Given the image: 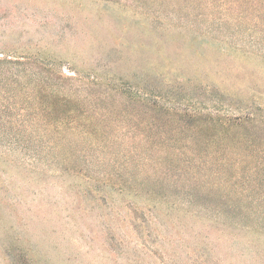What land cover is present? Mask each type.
Listing matches in <instances>:
<instances>
[{
  "label": "rangeland",
  "instance_id": "rangeland-1",
  "mask_svg": "<svg viewBox=\"0 0 264 264\" xmlns=\"http://www.w3.org/2000/svg\"><path fill=\"white\" fill-rule=\"evenodd\" d=\"M148 1L0 0V57L19 49L29 67L61 77L65 87H50L81 100L94 127L103 118L123 124L140 111L128 105L131 86L145 78L165 90L147 72L156 56L143 47L153 43L140 18L163 0ZM165 2L166 22L189 26L173 16L183 8L224 42L216 50L199 41L206 59L189 55L184 64L212 70L222 93L240 88L245 102L264 107V16L243 17L241 0ZM168 48L181 65L184 45ZM203 88L185 90L203 98ZM228 104L236 116L237 101ZM106 133L104 148L80 140L82 132L57 146L47 136L39 140L50 145L0 139V264H264V186L254 164L227 162L243 154L233 144L240 135L204 136L201 145L185 137L160 150L124 125Z\"/></svg>",
  "mask_w": 264,
  "mask_h": 264
},
{
  "label": "trees",
  "instance_id": "trees-1",
  "mask_svg": "<svg viewBox=\"0 0 264 264\" xmlns=\"http://www.w3.org/2000/svg\"><path fill=\"white\" fill-rule=\"evenodd\" d=\"M165 1L167 0L158 4V8L152 15L143 12L140 17L141 24L149 32L153 43L152 45L143 44V47L149 52L154 51L156 56L154 60L148 62L147 72L150 70L154 72L159 84L165 85V90H160L157 85L145 78L142 83L131 86L126 95L128 105L138 104L140 109L138 113L134 112L130 115L128 113L130 119L123 124L118 120L111 123L110 118H103L104 125L96 124L94 127L87 108L81 100L56 92L50 87L57 84L62 86V78L53 73L46 74L41 68L29 67L26 58L19 56V49H17L15 54L14 52L12 55L2 54L0 57V139H9L20 147L23 146V139L33 142L35 141L33 137H36V140L42 137L43 140V137L47 136L50 141L54 138L51 142L53 146H57L67 139V136L82 132L83 135L79 136L80 140L92 144L99 141L101 144L98 143L95 146L104 148V145L109 142L106 137L109 125H124L125 130L141 137L147 144L153 145V148L157 145L156 148L162 150L164 144L178 142L185 137H188L192 144L201 145L207 136L219 134L226 141L227 136L240 135L233 144L239 147L243 154H239L235 161L227 162L240 167H244L243 164L247 167L254 164L250 173L264 186V107L251 104L249 99L245 102L240 88L225 91L226 94L222 93L223 90L219 89V84L223 80L212 70L201 69L196 64L193 66L184 64L186 59L191 57L206 59L207 56L196 47L199 41L209 46L213 43L216 50H219V45L224 42L216 39L213 32L207 28L194 26L195 20L203 16L189 14L183 8L173 11V16L177 17L178 21L191 22L189 26L166 22L165 19L171 12H167L166 7L169 5ZM211 1L217 2V0ZM229 1L233 5L237 0ZM148 2L157 4L151 0ZM241 2L242 6H240L247 8L242 11L243 17L251 14L259 18L264 16V0H241ZM128 7L124 5V8ZM213 7H215L214 4ZM136 13L134 12L135 15ZM208 18L211 19L210 16ZM209 19L207 20L211 21ZM222 24L226 22L222 20L220 26ZM171 44L175 47L184 45V50L180 52L181 65L175 64L178 59L170 54L168 47ZM225 50L221 48V51ZM173 73L176 81L170 79ZM196 83L204 86L203 90H206V96L203 98L187 96L186 87ZM115 89L117 92L119 88ZM182 91L186 93L183 96H181ZM208 96L213 102H209ZM175 97L177 106L173 108L167 103H170V98ZM229 100H236L238 103L235 110L238 112L236 116L228 114L230 113L227 109L230 106ZM46 144L50 145L49 142ZM80 173L82 174L81 171ZM112 179V176H104L106 183L113 181ZM196 187L198 184L194 186ZM120 192L123 193L124 190ZM135 193L139 194V192ZM145 194L150 195L152 192ZM104 199L108 200V197ZM157 204L159 202L156 200L155 207ZM149 208L153 207L149 205ZM139 222L143 225L147 224L141 220H138Z\"/></svg>",
  "mask_w": 264,
  "mask_h": 264
}]
</instances>
